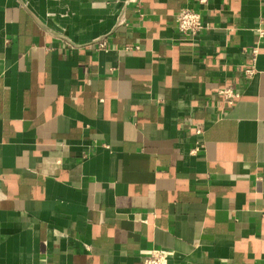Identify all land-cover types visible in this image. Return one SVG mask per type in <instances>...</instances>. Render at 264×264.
Returning <instances> with one entry per match:
<instances>
[{
  "label": "crops",
  "instance_id": "0c3cea01",
  "mask_svg": "<svg viewBox=\"0 0 264 264\" xmlns=\"http://www.w3.org/2000/svg\"><path fill=\"white\" fill-rule=\"evenodd\" d=\"M261 25L264 0H0V264H264Z\"/></svg>",
  "mask_w": 264,
  "mask_h": 264
},
{
  "label": "built area",
  "instance_id": "2783aa9c",
  "mask_svg": "<svg viewBox=\"0 0 264 264\" xmlns=\"http://www.w3.org/2000/svg\"><path fill=\"white\" fill-rule=\"evenodd\" d=\"M208 0H201L202 4H206ZM128 3L137 4L141 0H127ZM176 23L179 31L182 34L195 37L204 30L205 24L202 19V14L200 11L192 8H183L181 9L176 16ZM257 33L261 38H264V28L259 26L256 29ZM105 44H101V47H104ZM254 56L257 55V49L253 50ZM223 95L229 100V104L233 103L235 98L239 97V94H236L230 89L223 90ZM171 253L167 250H152L145 257V264H168Z\"/></svg>",
  "mask_w": 264,
  "mask_h": 264
}]
</instances>
